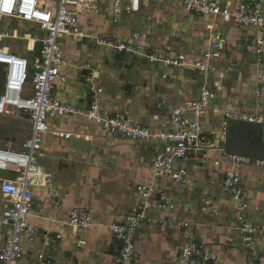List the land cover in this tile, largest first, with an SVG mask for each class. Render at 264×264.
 I'll return each mask as SVG.
<instances>
[{
  "label": "crops",
  "instance_id": "1",
  "mask_svg": "<svg viewBox=\"0 0 264 264\" xmlns=\"http://www.w3.org/2000/svg\"><path fill=\"white\" fill-rule=\"evenodd\" d=\"M232 1L214 0L220 14L197 17L177 0H141L139 12L124 15L114 24L111 0H99L96 10L79 17L80 28L99 39L113 37L122 41H129L134 32H147L144 49L139 50L141 55H126L97 45L93 40L76 44L63 38L59 42L64 61L61 73L67 80L55 86V96L75 109L86 110L94 90L102 88L103 113L130 114L141 125L156 130L170 128L168 117L171 110L197 100L201 85L206 83L212 91V98L200 122L209 137L224 135L227 129L222 117L224 111L255 109L264 117V63H258V55L254 53L256 45L264 46V33L239 26L230 15H224L231 11L226 4ZM261 5L264 13V0ZM10 20L13 19H2L0 23L9 24L14 34L18 33L14 28L16 25L13 27ZM12 34L0 32V47H6V52L31 59L40 47L38 39L42 36L41 32L35 28L30 37L21 30L25 39L21 44L23 48L19 44H5V41L13 39ZM218 39L223 40V48L212 61L213 71L204 79L193 69L192 62ZM147 49L159 56L183 58L185 66L161 68L150 64L143 56ZM262 57L264 59V55ZM231 64L235 65L232 69ZM84 65H90V68L80 72V67ZM87 73L92 76L90 83L82 78ZM30 87L28 82L26 90L30 91ZM20 124L21 128L27 129L28 125ZM244 125L249 127L250 124ZM48 126L51 132L58 135L82 131L90 134L91 140L89 146H80L57 136H44L42 150L37 156L40 173L32 187L34 200L41 204V210L31 216L30 225L46 233L55 243L46 248L43 238L33 243L24 240V256L18 264H35L37 253L53 251L57 260L65 261L73 257L77 264H115L117 242L108 227L122 220L127 212L141 203L136 187L151 183L150 164L160 146L154 141L134 142L109 137L106 131L84 119H49ZM20 132L22 134V130ZM11 142L15 149L20 147ZM216 143L213 142V148L201 156L186 161L189 186L174 184L169 179L160 181L170 194L175 209L172 213L152 211L153 219L171 216L188 222L189 227H141L134 264H172L179 247L192 235L205 250L217 256V261L209 264H255L249 250L246 253L243 249L246 243L235 220L233 199L222 190V172L229 167L225 161L228 155ZM61 147L67 153H87L90 160L84 167L85 171L81 172V180L85 179L88 185L84 192L76 189L75 183L80 181L75 171L77 165L71 161L57 165L58 162H52L51 155L47 154V150L55 152ZM112 156L117 157L116 162L112 169H105L102 161ZM241 176L248 203L245 218L249 223L244 239L256 254L264 257V171L247 165L242 168ZM46 177L51 179L50 188L60 190L59 198L53 199L48 188L40 185ZM98 183H108L107 189H101V196L97 193ZM83 195L85 199L81 197ZM6 202L0 194V218ZM77 208L92 210L95 220L92 230H80L69 225L71 211ZM6 230L0 231V246Z\"/></svg>",
  "mask_w": 264,
  "mask_h": 264
},
{
  "label": "built area",
  "instance_id": "2",
  "mask_svg": "<svg viewBox=\"0 0 264 264\" xmlns=\"http://www.w3.org/2000/svg\"><path fill=\"white\" fill-rule=\"evenodd\" d=\"M99 0H0V21L13 19L30 23L41 32L38 39L40 47L31 59L20 55L0 51L11 59L0 63L4 66V83L0 92V116H26L31 123V133L21 143L18 149L11 141L0 145V170L14 174V179L0 178V194L7 200L4 204V213L0 218V231L3 233L0 246V264H18L23 256V241L29 243L43 238L46 248L54 245V240L46 233L34 229L30 225V218L41 210V204L34 200L32 187L34 180L39 176L38 153L42 150L46 134L58 136L51 132L48 126L49 119L71 117L86 120L106 131L115 138L134 142L154 141L160 150L154 155L150 164L149 184H139L136 187L141 203L127 212L122 220L109 225L108 230L117 242L115 264H134L139 230L143 226L175 227L186 229L188 222L178 221L167 216L154 220L152 211L172 213L174 203L168 191L160 183L169 179L174 184L189 186L186 161L189 158L199 157L206 150L213 147L208 133L203 129L200 119L204 109L212 98V91L206 83L199 89L197 100L187 102L181 107H174L168 117V127L152 129L141 125L135 118L126 113L107 115L102 111V88H96L90 96L86 110H78L61 102L54 94L57 84H63L67 78L61 73L64 61L59 50V42L63 38L70 39L76 44L88 40L100 46H107L117 53L126 55H141L139 50L144 49L143 42L148 39L147 32H134L129 41L106 37H93L79 26V17L97 9ZM141 0H111L112 22L117 24L124 15L140 11ZM191 14L197 17H215L219 15L214 0H177ZM263 0H233L226 4L231 9L224 15H230L239 26L250 27L258 33H264V13L261 9ZM6 35V34H5ZM261 41V40H260ZM223 48V40L218 39L210 48L203 51L201 56L192 62L194 70L204 79L213 71L212 61ZM145 59L150 64L161 68H183V58L159 56L157 53L145 50ZM258 55L257 62L264 63V46L255 47ZM235 65L231 64L230 69ZM90 65L80 67V72L89 69ZM86 83H90L92 76L82 75ZM30 82V91L26 86ZM259 96L260 92L257 91ZM224 125L230 123L250 124L264 127V117L255 109L248 111H224ZM228 155V154H227ZM225 161L229 167L222 172V190L229 194L235 204L234 216L238 224L240 236L246 243L243 249H248L252 260L256 264H264V257L256 254L245 241L249 229L248 219L245 218L247 200L242 185L241 170L244 166L252 165L264 171V161L248 157L228 155ZM219 167V164L217 165ZM51 179L45 178L40 185L50 189ZM51 193L53 190L51 189ZM57 194L53 195L56 198ZM58 197V196H57ZM207 203V202H206ZM257 210V208H255ZM216 212L215 209H213ZM69 225L90 231L95 226L94 215L91 209L77 208L71 211ZM247 253V252H246ZM67 264H77L73 257L65 259ZM57 260L54 251L51 253H37L35 264H62ZM217 256L205 250L196 238L188 236L184 244L179 247L178 254L172 264H209L215 263Z\"/></svg>",
  "mask_w": 264,
  "mask_h": 264
},
{
  "label": "rangeland",
  "instance_id": "3",
  "mask_svg": "<svg viewBox=\"0 0 264 264\" xmlns=\"http://www.w3.org/2000/svg\"><path fill=\"white\" fill-rule=\"evenodd\" d=\"M10 21H11V24L13 25V27L16 25L14 28L17 29L18 33L16 32V34H14L15 31L11 28V26L9 24H6L4 22L0 23V32L8 31L9 33H13L12 34L13 39L9 40L10 42L4 40L5 44H7V45L10 43H11V45H15V44L21 45L24 43L25 39H24V37L21 36V30H22V33L23 32L28 33L29 34L28 36H30V37L32 35L31 33L35 32V26L32 24L23 23L22 21H18V20L17 21L16 20H10ZM5 48L6 47H4V46L0 47V51L5 52V50H7ZM20 48H23L22 45ZM9 53H12V52H9ZM10 59L11 58L8 55L0 52V63L8 62V61H10ZM3 75H4V66L2 64H0V91L2 90ZM16 119H18V120H16ZM20 122L28 125L27 129H25L26 127L21 128L20 125H22V124H20ZM74 126H75V124H74ZM21 130H22L23 135L20 132ZM26 132L28 134L31 133V123H30L29 118H27L26 116H22L20 118L19 117L17 118V117L0 116V145H4L8 141H13L16 143V145H21V143L25 140V138L28 137ZM107 135L109 137H112L108 133H107ZM57 138L68 140L70 144L74 143V144H76V145L78 144L80 146H87V145L89 146L88 143H90L91 135L86 134L82 131H78V132H73L72 134L70 133L67 135L63 133V134L58 135ZM210 138H211L212 142H214V143L217 142L216 146H218V144H219L218 137L216 138L214 136H210ZM119 139L120 140H126V139H121V138H119ZM128 141H131V140H128ZM120 142H122V141H120ZM120 144H123V143H120ZM46 147L49 149L48 145ZM215 147H214V149H215ZM70 153H71V155H70ZM70 153H67L66 150H64V147L57 148V150L55 152L52 150L51 151L47 150V154L51 155V157H50L51 161L54 163L58 162L57 165L59 163L64 162V161H71V163H75L77 165V168L75 171L78 172L77 180L80 179V181L75 183L76 189L84 192V190L88 187V185L85 183V181H84L85 179L83 181L81 180L82 179L81 178L82 177L81 172L85 171L84 167H86L87 162L90 159L87 156L86 152L82 153L81 151H79L77 154H75L74 152H70ZM116 159H117V157L116 158H114V157L113 158H105L102 161L103 167H105V169L106 168L112 169L111 166L113 165V163L116 162ZM57 178H59V177L57 176ZM107 186H108V183H98L99 189H98L97 193L99 196H101V189H107ZM51 189L53 190V193H51ZM48 193L51 197L54 194L55 195L57 194L58 197L57 196H56V198L52 197L53 199H57V198H59L60 190L58 188L52 187L50 189L48 188ZM81 197L84 198V195ZM247 250L248 249L245 248L244 251L246 252Z\"/></svg>",
  "mask_w": 264,
  "mask_h": 264
},
{
  "label": "water",
  "instance_id": "4",
  "mask_svg": "<svg viewBox=\"0 0 264 264\" xmlns=\"http://www.w3.org/2000/svg\"><path fill=\"white\" fill-rule=\"evenodd\" d=\"M224 135L218 136L219 149L225 154L264 161V127L240 123L227 125ZM3 179H14V174L0 170Z\"/></svg>",
  "mask_w": 264,
  "mask_h": 264
}]
</instances>
